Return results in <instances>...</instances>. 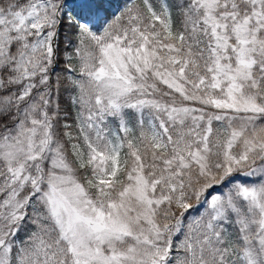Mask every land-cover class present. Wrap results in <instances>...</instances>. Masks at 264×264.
<instances>
[{
    "label": "snow or ice",
    "instance_id": "1",
    "mask_svg": "<svg viewBox=\"0 0 264 264\" xmlns=\"http://www.w3.org/2000/svg\"><path fill=\"white\" fill-rule=\"evenodd\" d=\"M0 264H264V0H0Z\"/></svg>",
    "mask_w": 264,
    "mask_h": 264
}]
</instances>
